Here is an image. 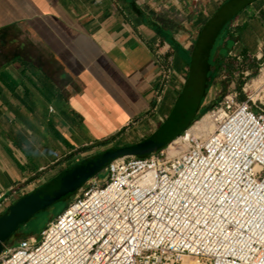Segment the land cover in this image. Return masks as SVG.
Listing matches in <instances>:
<instances>
[{
	"label": "crops",
	"instance_id": "1",
	"mask_svg": "<svg viewBox=\"0 0 264 264\" xmlns=\"http://www.w3.org/2000/svg\"><path fill=\"white\" fill-rule=\"evenodd\" d=\"M226 1L0 0V195L11 204L63 166L149 135L188 73L172 43L190 51ZM250 8L237 53L261 58L264 0Z\"/></svg>",
	"mask_w": 264,
	"mask_h": 264
},
{
	"label": "built area",
	"instance_id": "2",
	"mask_svg": "<svg viewBox=\"0 0 264 264\" xmlns=\"http://www.w3.org/2000/svg\"><path fill=\"white\" fill-rule=\"evenodd\" d=\"M242 76L205 138L187 129L145 157L114 159L39 243L7 245L0 264H264V61Z\"/></svg>",
	"mask_w": 264,
	"mask_h": 264
},
{
	"label": "water",
	"instance_id": "3",
	"mask_svg": "<svg viewBox=\"0 0 264 264\" xmlns=\"http://www.w3.org/2000/svg\"><path fill=\"white\" fill-rule=\"evenodd\" d=\"M256 1L228 0L204 24L190 50L188 73L182 88L167 117L149 135L133 143L107 147L68 164L53 178L11 203L0 214V254L20 228L55 204L68 201L87 180L114 159L145 157L187 130L206 98L210 56L218 37Z\"/></svg>",
	"mask_w": 264,
	"mask_h": 264
},
{
	"label": "rangeland",
	"instance_id": "4",
	"mask_svg": "<svg viewBox=\"0 0 264 264\" xmlns=\"http://www.w3.org/2000/svg\"><path fill=\"white\" fill-rule=\"evenodd\" d=\"M248 10L249 11L246 12L244 17L241 16L240 18H237L234 22H232L233 26L231 25V28L239 27L240 25H242V23L245 21V19L248 16H249L248 20H252L253 18H255L254 9L253 8L251 9L249 7ZM258 15L264 21V17L261 15V13H258ZM248 27H250L249 23L245 24L242 27L241 30L246 31ZM253 32H254L255 35H258V31L253 30ZM261 40L263 41V43L261 45V51H262L261 53L263 54V52H264V37H261ZM252 41H253L254 44H256V43L258 44L259 39L258 38L257 39L253 38ZM245 71L249 72V76L247 77V80H249L251 78L250 77L251 71L250 70H245ZM182 83H184V78H181V80H180V85ZM244 83H245V80L243 78H241L240 88L243 86ZM179 88H180V86H179ZM236 89L239 90V87L237 86L236 83L230 84L227 89L223 90L221 84H219L217 81L214 82L213 85L210 87L208 93L206 94V100H205V103H204V108L207 109L206 112L198 113V115L196 117L197 119L194 121V123L191 124V126L188 128V130L194 135H198L201 138H205L209 134V132L212 130L213 126H214V120H213V116H212L214 109L221 103L223 97L229 91L236 90ZM242 95L243 94H241L240 97H242ZM184 148H185V146L179 147V148H176V149H168L167 148V151L170 154H175V153L180 152ZM97 177L102 179V180L106 179L107 178V172L102 170L101 172H99L97 174ZM13 201H15V199H13ZM68 201L59 202V203L55 204L53 207H51L50 209H48L47 211L42 212L38 216L33 218L26 225H24L22 228H20V230L8 242V245L17 244L19 239L22 238V237L33 238L36 241V243H39L40 240H41V233L44 230V228L46 227L47 223L50 220H52L55 217H57L60 213L63 212L64 208L66 207V205L68 203ZM9 205L10 204H8L7 207ZM7 207H5L1 211V213Z\"/></svg>",
	"mask_w": 264,
	"mask_h": 264
},
{
	"label": "trees",
	"instance_id": "5",
	"mask_svg": "<svg viewBox=\"0 0 264 264\" xmlns=\"http://www.w3.org/2000/svg\"><path fill=\"white\" fill-rule=\"evenodd\" d=\"M231 24L224 28L211 52L207 93L216 81L222 85L223 90L227 89L232 83H236L240 88L242 72L250 70V77H255L258 73L260 63L264 61V52L261 58L253 57V55L248 53L246 48H244L241 53H237L239 50L236 46L239 44L238 42L240 41V36H242L245 31L241 30L243 26L233 30L231 28ZM172 48L179 61L186 68L189 67L190 51L177 47L174 43H172ZM185 77L186 74L184 75V78ZM243 98L244 97H242V99ZM205 100L206 99L202 102L199 113L206 112L207 110L204 108ZM64 167L65 166L60 168L58 172H60ZM48 180H50V178L46 179L45 182Z\"/></svg>",
	"mask_w": 264,
	"mask_h": 264
}]
</instances>
